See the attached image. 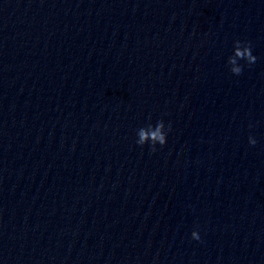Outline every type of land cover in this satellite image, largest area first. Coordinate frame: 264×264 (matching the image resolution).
Returning a JSON list of instances; mask_svg holds the SVG:
<instances>
[{
	"label": "clouds",
	"instance_id": "9594fccd",
	"mask_svg": "<svg viewBox=\"0 0 264 264\" xmlns=\"http://www.w3.org/2000/svg\"><path fill=\"white\" fill-rule=\"evenodd\" d=\"M257 57L253 55L250 42L236 40L233 44L232 55L228 57L229 70L233 75L239 76L242 74L244 65L240 61L246 62L247 65H252L256 62ZM171 131V125H168L167 131L163 120L158 121L155 126L149 123L146 127H141L137 130L136 143L140 146L150 144L151 151L157 150L156 145L163 147L167 143V133ZM249 144L255 145L254 137L249 136ZM194 240H200V235L197 231L191 233Z\"/></svg>",
	"mask_w": 264,
	"mask_h": 264
}]
</instances>
